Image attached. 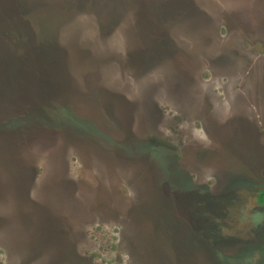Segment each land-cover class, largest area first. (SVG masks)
I'll return each mask as SVG.
<instances>
[{
    "label": "rangeland",
    "instance_id": "374dc122",
    "mask_svg": "<svg viewBox=\"0 0 264 264\" xmlns=\"http://www.w3.org/2000/svg\"><path fill=\"white\" fill-rule=\"evenodd\" d=\"M147 2H136L134 6L130 0H97L95 7L78 8L82 16L79 18L85 15L95 22L81 23L82 35L71 41L62 40L58 46L69 58L65 59V68L69 74L71 71L70 87H80L77 91L67 92L66 96L51 95L47 101L46 87L52 80H43L42 74L55 68L61 70L62 66L57 62L55 68L49 67L40 55L27 63V69L16 73L18 81L13 80L9 88L0 75V122L14 117L15 109L20 110L21 106L26 110L37 104L54 117L63 98V105L74 113L71 123L38 124L45 133L42 136L27 125L22 126L24 137L16 126L2 124L5 128L0 133V168L5 173L0 172V264H264V109L260 102V90L264 89V30L261 26L259 32L256 29L259 20L264 24V0ZM177 10L198 12L181 18L174 15ZM150 14L162 24L146 27ZM241 16L253 21L248 26L251 29H241ZM228 38H242L234 42L239 51L240 46L247 50V69L253 72L256 64L259 67V104L254 92L247 96L238 91L226 95L211 93V108L205 98L208 92L195 93L188 103L182 100L179 95L186 94L182 91L188 85L185 78L205 90L209 86L257 84L256 78L250 77L251 71L235 83L227 75L219 76L223 71H232L220 58L225 52L220 47L228 43ZM152 40L151 43L159 44L146 45ZM209 47H214L212 53L208 52ZM58 48L48 47L45 51L53 53L52 59H60L55 55L58 53L52 52L60 51ZM136 54L142 56L141 60L132 62ZM105 59L110 60L108 66ZM30 63L35 73L29 72ZM234 63L239 62L233 60ZM37 67L42 69L39 73ZM58 70L54 71L61 73ZM129 85L144 104L132 108L128 124L126 110L113 108L116 95L112 91ZM146 85L153 87L146 90ZM19 93L25 97L21 104ZM8 105L14 108L12 113L3 110ZM257 105L259 171L254 165L255 156L228 155L224 150L225 123L249 117L258 123ZM208 113L213 114L210 119ZM115 116L124 124L117 123ZM248 126L254 128L249 122ZM67 131L78 134L66 135L70 147L63 150L62 137L65 139ZM109 133L125 141L129 136L156 141L153 151L144 150L153 168L150 174L154 172L149 186L138 187L135 181L146 176L144 171L150 168L147 160L128 159L115 170L111 158L117 154L127 156L122 146L114 150L116 145L112 148L107 141L96 139L99 153L80 136ZM22 134L21 139L36 137L21 140L17 152L15 148L12 151L10 140ZM49 135L55 138L51 140ZM143 146L149 148L150 143ZM192 148L201 150L195 154ZM163 156L170 165L166 173L162 170L167 163L162 161ZM240 161L241 166L233 165ZM54 164H67L68 173L75 180L77 188L70 189L74 193L68 204L62 194L58 201L52 200L58 196L56 183L64 180L62 171L48 169ZM177 164L190 170L192 183H187L189 179ZM19 165L21 173L15 172ZM133 168L141 172L134 175ZM162 178L174 189L167 191L170 194L166 197L165 184L163 188L160 184ZM36 179L45 192L37 187ZM20 195L22 201L17 200ZM36 197L46 202L40 205L47 211L39 208ZM83 200L86 204H82ZM113 207L119 213L118 219H111L108 213L101 215ZM96 208L103 212H96ZM47 213L54 219H49ZM191 227L199 235L196 252L192 251L197 244L192 243ZM208 245L214 248V255L203 250Z\"/></svg>",
    "mask_w": 264,
    "mask_h": 264
},
{
    "label": "flooded vegetation",
    "instance_id": "af4514ba",
    "mask_svg": "<svg viewBox=\"0 0 264 264\" xmlns=\"http://www.w3.org/2000/svg\"><path fill=\"white\" fill-rule=\"evenodd\" d=\"M228 7L233 8V7H236V6H228ZM197 12H195L194 10L191 11V12L190 11L184 12V11L177 10L174 15L179 16L181 18H185L187 16L188 17H193L191 15H193V14H195ZM190 13H192V14L190 15ZM195 16H197V14ZM148 18H149V22H146V23H149V24H146L147 25L146 27L151 26V25L156 27V25L162 24V22H160L158 20V17L155 16L154 14H150ZM164 22L167 24L168 21H164ZM239 22H241V25H240L241 29H244V30L251 29V28H248V26H252V24H253V21H250L248 19L242 18V16H241V18H239ZM143 24H145V22H143ZM259 26H261V28L264 30L263 21L259 20V25H257V28H256L257 32H259ZM139 28H143V27L141 26ZM156 32H158V31H156ZM235 40L237 42L239 40H242V38H233L231 40H229V38H228V43L222 44V45L220 44L221 45L220 49H223L225 51L223 53V55L220 56V58L223 59L221 61H224L225 64H228L230 66V70H232V71L230 73H227V72L223 71V72H221V74H219V76L223 77V78H225L226 75H227L228 78H230L232 80V82H234V83L236 81H240L241 82V80H243V78L247 77L249 72L251 71V70L246 68L248 66L247 65L248 64L247 57H249L247 54H245L247 50H245L244 47L240 46L241 51H239V46H237V44L234 42ZM151 42H154V40L149 41V42L146 41L145 43L149 47L150 46L152 47V44H155V45L159 44V43H156V42L155 43H151ZM195 49H197V48H194L193 50H195ZM213 50H214V47H209L208 52L212 53ZM55 55H58V57L60 58V59H53L55 64L57 62H59L61 65L62 64L65 65V59H69L68 56L66 55V52L65 53L64 52L63 53H58V54H55ZM146 55L147 54H146V51H145V56H144L145 59L143 58L144 60H146V58H147ZM243 55H244V57H243ZM141 57H142L141 55H137V54L133 55L131 61L134 62V60H136V62H138V61L141 60ZM51 58H53V57L51 56ZM233 60L234 61H238L239 63L232 64ZM109 61L110 60H107V59L104 60V63H105L106 66H108ZM54 63H49V66L55 68V64ZM253 64L254 63H252V65ZM179 65H180V63H178L177 66L181 68L182 66H179ZM58 71H61V73L48 70V71H44L43 74H42L43 80H46V81L47 80H52L50 83L47 84V87H46L47 90L45 92V94H46L45 98H47V101H48V99L50 100V98L52 97L51 95H53L55 97H59L60 95L66 96L65 94L67 92H74V91L79 90V88H80V87L79 88H77V87L76 88H71L70 87L69 83L72 82V80L70 79L71 71H70V74H69V72L66 71V68H64V70L61 69V70H58ZM186 74H189V73H186ZM250 74H251L250 77H254L257 80V84L255 86H249L248 87L247 84H235L234 86H228V85L227 86H222L221 85L220 87H217V88H215L213 86H209L207 90H205V88L203 86H199V85L197 86L194 83H192V82H194L193 80L190 81L189 78H185L187 80V82H188V85L184 86V90L182 92H184L186 94H180L179 97L182 100H184L185 102L188 103L189 100L192 101L191 98H195V93L208 92L209 95H208V97L205 96V98L208 99V102H207L208 106L207 107L211 108V105H212V101L210 100V98H211L210 94L211 93H216L218 95H219V93H225V95H226L227 93L238 91L240 93H244V94L247 95L248 92H254V94H255L254 97L256 99L258 98L257 103L259 104V96H258V94H259V67L257 66V64L255 66L254 71L253 72L251 71ZM18 75L19 74L14 75L13 76V80H17L18 81ZM72 76H73V74H72ZM46 81H45V83H46ZM4 87H5V85H4ZM152 87H153V85H146V87L144 89L151 90ZM158 87H159V85H158ZM250 87H252V88H250ZM159 88H157V86H155V89H159ZM231 89H233V91ZM112 92L115 93V95H116L114 97L113 108L120 107L124 111L126 110L125 119L128 121V124H129L130 120L132 119V108L134 106L141 108L143 106V104H144L141 101V96L138 95V94L136 96L134 94L135 91H133L130 88V85L129 86H123L120 89H113ZM177 92H179V91H177ZM263 92H264V89L262 91L260 90V93H261V101L260 102H261L262 108L264 109V93ZM126 95H129V98ZM123 97H124V100H123ZM148 97H149L148 100H150L152 96L150 95ZM228 97L229 98H234L236 96H226V98H228ZM23 98H25V97L24 96L22 97L21 93H19L18 94V101H20L19 102L20 104L22 103ZM160 98H162V97H160ZM4 100H6V99H4ZM28 101H30V99L27 100V102ZM59 101L62 102L61 103L62 105L60 106V108L55 109L56 110L55 111L56 115L54 117H49V116H53V115L50 114L48 116L45 108H43V107L40 108L38 104L36 106H34V107L33 106L32 107H28L26 110L22 109V106L20 107V110L15 109L16 112H17V116L16 117L18 119H20L21 123H20V121H19V123L21 124V126H26L27 124H31L33 126V127H30L31 131L38 132V136L45 135L44 131L42 132L43 129L41 130L39 128L38 124L47 125V122H49V124H50L53 121V122L60 123V124L64 125V124L72 122L70 120V118L72 117L71 115H73L74 113H72L66 106L63 105V103H65V101H66V98H63V99H61ZM223 107H224V105H223ZM256 107H257L258 123L254 122L251 117L246 118V119L244 118V120L240 119V120H236V121L234 119V120H232L233 122L231 121L230 123H227V124L225 123L227 128L225 129L226 131L224 133V136H225L224 140L226 141V142H224V150H226L228 155H232V154L235 155V154L238 153L239 156L242 157L244 155L246 158H248V157L252 158L251 156H255L256 158H255L254 165L256 166V168H258L257 170L259 171V105H257ZM52 108H54V107H52ZM13 109L14 108L12 106L10 107L8 105L7 108L3 109V110L4 111L5 110L6 111L10 110L9 112L12 113ZM23 112H25V113H23ZM208 114H209L208 119H210L213 116V114H211V113H208ZM113 119L116 120V122L119 123V124H124L123 121L120 120V117L116 119V116H115V117H113ZM248 122L252 123L254 128L251 127V126H248ZM240 130H241L242 134H241ZM18 133H20V134L24 133L22 127H21V131L19 130ZM34 134H36V133H34ZM76 134H78V132H71L70 133L69 131H67V134H65V139H63L64 136L62 137V140H64L63 141L64 143L62 145L64 147L63 150L69 149V147H70V145L66 142L67 141L66 140V135L70 136V135H76ZM112 134L113 133H109V134H90V135L89 134H81L80 136H81V140H83L90 148H92V147L95 148L96 147L95 149L99 153H101L100 152L101 149L98 147L97 142L95 141L96 139L97 140L99 139L102 142H103V140L107 141V143L109 145L110 144L113 145L112 148H114V146L116 145L114 150L115 149L117 150V146L118 145L122 146L123 147V153L125 152V154L128 157L126 156L124 158V157H121L120 154H117L114 158H111V161H113V163H114V164L111 165V167L113 169H115V170H117V169H119V167H121L119 165L121 162H123V161L125 162L128 159L135 160L136 157L137 158L138 157L139 158L142 157L146 161L148 158L145 155L144 150H146V148H147V150L150 149V150L153 151V148H155L154 146H157L156 141L152 142L153 140L152 139L150 140L148 137H143V139H138V138L137 139H132L131 136H129L130 138L129 139L126 138V141H125V139L121 140L120 138H116L115 135L114 134L112 135ZM234 134H235V137L232 138L231 135H234ZM91 135H92V137H91ZM22 136H23V134L18 139H12V140L8 139V140H10V146L13 147L12 151L15 148L14 150L17 152V149H19L18 145H22L21 140H23V141L24 140L25 141L30 140V138L32 136H34V135H32L31 137L30 136H26V138L21 139ZM24 137H25V133H24ZM34 137H36V136H34ZM49 137H50L51 140L55 138V136H51V135H49ZM37 141H39V138H37ZM149 143H150L149 148L147 146L146 147L143 146V144L145 145V144H149ZM16 147H17V149H16ZM34 147L35 146H33V148ZM135 150H137V151H135ZM192 150H194L193 152L195 154H198L197 152L200 151L201 149L198 148V150H195L194 148H192ZM34 151L36 152L37 149L34 148ZM108 151L111 152L110 150H108ZM136 152H137V154H136ZM132 153L136 154V155H133ZM153 154L154 153L152 152V155ZM99 156H100V154H99ZM16 157H17V160L19 161L18 156H16ZM63 157H65V156H63ZM174 157L177 159V156H174ZM161 159H162V161L165 160L164 156ZM115 161H117V162H115ZM165 161L167 163L165 165H163V167H162L163 169L160 167L164 172H165V170H168L170 168V165L168 164V161L167 160H165ZM147 162L146 163H147L148 167H150V168H149V170H147V172L144 171L146 173V176L145 175L144 176H140L141 177L140 179L138 178L137 180H135L136 183L138 184V187H139L140 184L143 187L149 186V179H151L152 175H154V172L152 173V175L150 174V170L153 171V168L150 165L149 160H147ZM129 164H131V163H129ZM129 164L126 165L127 168L129 167ZM240 164H241V161L238 164L233 163V165L236 166V167L241 166ZM49 166L52 167V168H48V169L58 170L59 172L62 171L61 173H64V180L63 181L59 180V182L56 183L57 185L55 186L59 190L58 193H57L58 196L55 197L52 200L58 201L59 198L61 197L60 195L62 194L63 195L62 198H63L64 203L68 204V202L71 200V195L70 194L74 193L70 189L74 188L76 190V188H77V186L74 184L75 180H72V178L70 177V175L68 173L69 172V167H68L67 164L66 165L65 164H63V165L54 164V165H49ZM255 166H254V169H256ZM177 168H179L180 171L181 170L184 171V173L186 174L187 179H189V182H187V183H192L190 178H189L190 177L189 176V171L190 170H186L185 168H183L182 166H180L178 164H177ZM21 170H22V166L19 165V166H17L15 172L21 173ZM225 171H227V170H225ZM0 172L5 173V170L3 171V169L0 168ZM133 172H134V175L135 174L138 175L139 174L138 172H141V171L138 170L137 168H133ZM147 173L149 174V176H147ZM61 175L62 174L59 175V178H61ZM37 179L35 180L37 187H39V188L42 187V189H43L44 188L43 185ZM163 179L164 178L161 179L162 182H160V184H161L162 187L161 186L160 187L163 188L162 184H165L164 187L166 188V191L163 190V195L166 197V194L167 195L170 194V193H167V191L173 192L174 189L172 187H170L169 184H167V181H165ZM35 182H33V183H35ZM0 184H2V183L0 182ZM6 185L10 186L7 183H6ZM184 185L185 184H183V186ZM183 186H181V188ZM10 187H12V185ZM60 188H62V193H61ZM21 189H22V187H21ZM42 189L41 190L38 189L39 190L38 192H41L42 195H43V192H45V191L43 189V192H42ZM48 193H50V192L48 191L47 194ZM148 198H146V199H148ZM170 198L175 200V198H173V196L170 197ZM23 199L24 198L22 197V195L17 196V200L22 201ZM44 199H46V198H44ZM31 200H32V197H31ZM47 200H51V199L47 198ZM34 201H36V203H38L39 208H41V210L47 211V210L44 209V207L42 205H40V204L46 203V202H43V201L39 200L38 197H36L34 199ZM84 202H86V201L83 200L82 204H86ZM85 212H87V209H85ZM96 212L100 213V212H103V211H100V210H98L96 208ZM107 213L109 215H111V217H110L111 219H118V217H119V213L117 212V210H115L114 207L112 208L111 212L107 211V212H105V214L103 212L101 215H107ZM49 214L50 213H47V216L50 217V218L49 217L48 218L49 219H51V218L54 219V216H51ZM189 230H190V232L192 231L191 234L193 235L192 238H191L192 239V243L194 244V242H195L197 244V245H195L193 247L194 250H192V251L196 252L197 250H199V245H198L199 244V241H198L199 235L195 232L194 228L191 227ZM208 247L209 248H205L203 250L206 251V252H209L211 254L213 253V255H214V253H215L214 248H211L209 245H208ZM209 253H208V255H209Z\"/></svg>",
    "mask_w": 264,
    "mask_h": 264
},
{
    "label": "trees",
    "instance_id": "16d2710c",
    "mask_svg": "<svg viewBox=\"0 0 264 264\" xmlns=\"http://www.w3.org/2000/svg\"><path fill=\"white\" fill-rule=\"evenodd\" d=\"M147 1L148 0H139L142 4H147ZM20 7L22 6H19V0H0V70H2L0 71V75L3 80H7V88L12 85L13 76L16 75L17 72H20L21 69H27V63H29L32 58H39L40 55L44 63H54V60L50 56L53 53H47L45 49L48 47L58 48V46H61L64 42L62 41L64 39L60 37L36 40L37 32L41 31L42 35H44L46 32L45 30H47L46 18L38 16L36 11H24L23 8ZM63 51L64 49H60V51L52 50L54 53ZM65 52L66 51H64V53ZM61 66L62 70H64L65 65L62 64ZM31 67L32 70L29 72L35 73L34 66L31 65ZM41 70V67H37L38 73ZM52 70L54 71L56 69ZM16 116L17 114L14 115V117L0 122V133L2 132L1 130L5 128L2 127L3 123V125L16 126V131H21V121ZM27 127L30 128L33 126L27 124Z\"/></svg>",
    "mask_w": 264,
    "mask_h": 264
},
{
    "label": "water",
    "instance_id": "95a60500",
    "mask_svg": "<svg viewBox=\"0 0 264 264\" xmlns=\"http://www.w3.org/2000/svg\"><path fill=\"white\" fill-rule=\"evenodd\" d=\"M121 1V0H120ZM135 3L139 0H130ZM97 0H19V6L21 5L23 10L36 11L37 15L46 18L47 30L44 35L41 31L37 32V39L44 38H63L71 41L75 38H79L83 32V22H95L91 18H83L80 14V6L86 5L87 7H95ZM18 6V4H17ZM19 8V9H20ZM79 16V17H78ZM80 28V29H78ZM82 30V31H81ZM41 41V40H40ZM2 71V70H0ZM5 92L1 91V95L4 96Z\"/></svg>",
    "mask_w": 264,
    "mask_h": 264
}]
</instances>
